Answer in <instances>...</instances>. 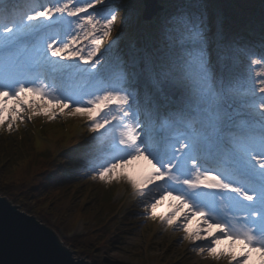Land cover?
I'll return each mask as SVG.
<instances>
[{
  "label": "snow or ice",
  "instance_id": "6c2138e0",
  "mask_svg": "<svg viewBox=\"0 0 264 264\" xmlns=\"http://www.w3.org/2000/svg\"><path fill=\"white\" fill-rule=\"evenodd\" d=\"M128 7L0 0V129L81 120L88 137L70 152L89 179L126 184L146 220L199 255L264 264V5L258 42L228 44L222 21L214 30L203 11L175 5L153 23L154 50L130 64L113 39ZM226 50L247 61L246 76L222 74ZM4 208L14 233L55 257L40 264H70L39 221Z\"/></svg>",
  "mask_w": 264,
  "mask_h": 264
},
{
  "label": "trees",
  "instance_id": "16d2710c",
  "mask_svg": "<svg viewBox=\"0 0 264 264\" xmlns=\"http://www.w3.org/2000/svg\"><path fill=\"white\" fill-rule=\"evenodd\" d=\"M119 2L129 7L120 9L113 39L119 36L118 50L129 64L132 57L123 44L131 43L137 47L134 49L141 47L143 53L154 50L153 23L175 5H191L193 13L203 11L214 30L217 21H222L223 44L237 36L259 40L258 22L264 0H158L162 10L148 22L141 18L142 7L137 18L136 6H142V0ZM249 21L253 22L254 32L247 30ZM138 52L134 53L137 58ZM220 67L226 77L229 73L246 76L249 71L247 61H241L230 50H226ZM39 121H43L41 129ZM87 137L83 122L71 118L52 122L37 118L13 132H8L6 127L0 129V195L20 209L32 210L40 222L54 230L84 221L85 233L65 238L63 244L92 264H107L100 257L101 250L112 247L121 239L116 206L112 203L113 190L105 191V203V200L99 201L97 191L85 189L80 183L82 175L78 163L72 158L77 154L70 152ZM140 264H147L146 260L142 259ZM158 264L182 263L168 257L159 259Z\"/></svg>",
  "mask_w": 264,
  "mask_h": 264
},
{
  "label": "rangeland",
  "instance_id": "374dc122",
  "mask_svg": "<svg viewBox=\"0 0 264 264\" xmlns=\"http://www.w3.org/2000/svg\"><path fill=\"white\" fill-rule=\"evenodd\" d=\"M123 48L132 58L137 50H139V55L143 54L141 47L134 49L132 44L125 43ZM77 167L80 168L79 174L82 175L80 183L89 191H97L100 194V202L105 200L106 203V197L103 200V196L106 195L105 191L113 190L112 203L116 206L119 220L117 227L121 239L112 247L101 250L100 257L107 264H140L142 259H145L147 264H158L159 259H168V257L178 260L182 264H224L226 262L225 260L216 262L207 256L193 252L191 250L192 245L188 242H178L180 240L179 232L165 231L160 227L158 221L146 220L142 208L137 206L132 191L126 184L117 182L106 184L98 180L92 181L86 174V168L80 165ZM20 210L28 215H34L32 210ZM160 211H167V205L162 207ZM47 227L54 230L51 226ZM54 231L59 239L63 241L65 238L84 234L86 223L80 220L74 226L63 225ZM138 254H142L141 258L138 257ZM74 255L75 257L85 258Z\"/></svg>",
  "mask_w": 264,
  "mask_h": 264
},
{
  "label": "water",
  "instance_id": "95a60500",
  "mask_svg": "<svg viewBox=\"0 0 264 264\" xmlns=\"http://www.w3.org/2000/svg\"><path fill=\"white\" fill-rule=\"evenodd\" d=\"M142 4L143 6H148L150 10H153V16L162 9L158 4V0H142ZM142 20L149 21V19L143 17V12ZM5 206L14 207L20 215H26L29 219L39 221L34 215H28L22 212L18 205L11 203L6 197L0 196V222L8 218L7 210L4 208ZM40 224L56 238L57 243L63 249L65 255L59 257L60 259L68 261L70 264H91L85 258L75 257L74 252L63 244L54 230L47 227L42 222H40ZM52 258L55 257L50 256L42 250L29 247L24 239L12 231L9 227V222L6 220L3 236L0 238V264H40L41 261Z\"/></svg>",
  "mask_w": 264,
  "mask_h": 264
},
{
  "label": "bare ground",
  "instance_id": "6f19581e",
  "mask_svg": "<svg viewBox=\"0 0 264 264\" xmlns=\"http://www.w3.org/2000/svg\"><path fill=\"white\" fill-rule=\"evenodd\" d=\"M42 125H43V124H41V125H40V129H41ZM37 126H38V125H37ZM37 126H36L35 128H37ZM40 129H37V131L39 132V131H40Z\"/></svg>",
  "mask_w": 264,
  "mask_h": 264
}]
</instances>
